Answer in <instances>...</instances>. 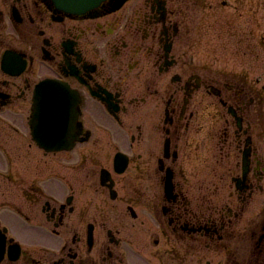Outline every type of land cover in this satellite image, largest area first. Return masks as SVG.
Returning a JSON list of instances; mask_svg holds the SVG:
<instances>
[{"label":"flooded vegetation","instance_id":"obj_1","mask_svg":"<svg viewBox=\"0 0 264 264\" xmlns=\"http://www.w3.org/2000/svg\"><path fill=\"white\" fill-rule=\"evenodd\" d=\"M201 2L0 0V120L28 136L38 84L76 95L72 149L9 186L0 264H264V73L255 97L252 65L205 64ZM228 24L251 61L252 26Z\"/></svg>","mask_w":264,"mask_h":264},{"label":"rangeland","instance_id":"obj_2","mask_svg":"<svg viewBox=\"0 0 264 264\" xmlns=\"http://www.w3.org/2000/svg\"><path fill=\"white\" fill-rule=\"evenodd\" d=\"M198 10V14L194 16L201 17V21L197 18L194 21L196 25L194 40H199L200 44L197 49L199 54L204 55L205 64L214 70L217 67L234 66L236 68L234 64L252 65L254 96L257 97L256 93L260 92L261 87L257 81L264 73V47L262 45L264 0H203ZM228 22H234L237 30L245 25L252 26L254 32L251 42L253 59L247 57L251 61H246L241 47H237L241 36L238 34V37L232 38L234 29ZM217 79L214 78L215 81ZM261 106V99H258V106H255L258 108L255 115V141L260 150L264 143V113ZM28 132L26 136L25 127L12 126L8 121L0 120V215L4 220L16 221L12 208L7 202L10 184L19 181L26 182L33 178L39 169L54 165V159L42 157L31 139L30 128ZM149 227L147 237H152L153 223L149 224ZM140 264H153V257L141 258Z\"/></svg>","mask_w":264,"mask_h":264},{"label":"water","instance_id":"obj_3","mask_svg":"<svg viewBox=\"0 0 264 264\" xmlns=\"http://www.w3.org/2000/svg\"><path fill=\"white\" fill-rule=\"evenodd\" d=\"M103 0H58L60 5L64 8L82 12L94 7H97ZM122 3L124 0H119ZM63 85L55 82H43L37 87L36 95H35V102H34V113L33 118L31 121V125L33 126V137L34 139L44 148L47 150H61L65 147H68L65 143H68L66 140H56L51 138H44L41 136V128L46 125L48 128H53L55 124H51L52 121L50 120L52 117L48 116L45 117L46 113L51 110L59 113L61 111L66 116L67 120L69 119V115H71L72 107L68 105L66 108L62 109V107H56L51 105L49 102H44L42 99L43 93L41 92V87H53L55 89L54 92L51 94L56 95L60 92L61 87ZM64 95H68L67 88L62 91ZM64 119L63 123L61 122V127H66V118L63 116ZM58 126V125H57ZM59 127V126H58ZM70 140V138L68 137Z\"/></svg>","mask_w":264,"mask_h":264}]
</instances>
